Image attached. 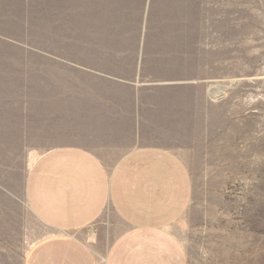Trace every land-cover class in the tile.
Segmentation results:
<instances>
[{
  "label": "rangeland",
  "instance_id": "rangeland-1",
  "mask_svg": "<svg viewBox=\"0 0 264 264\" xmlns=\"http://www.w3.org/2000/svg\"><path fill=\"white\" fill-rule=\"evenodd\" d=\"M61 147L174 152L189 264H264V0H0V264L50 234L26 183ZM119 229L79 233L104 255Z\"/></svg>",
  "mask_w": 264,
  "mask_h": 264
},
{
  "label": "crops",
  "instance_id": "crops-1",
  "mask_svg": "<svg viewBox=\"0 0 264 264\" xmlns=\"http://www.w3.org/2000/svg\"><path fill=\"white\" fill-rule=\"evenodd\" d=\"M26 196L50 234L24 264H189L172 227L191 205L193 180L168 149L137 148L108 167L85 148H56L33 166ZM111 215L120 229L102 255L79 232Z\"/></svg>",
  "mask_w": 264,
  "mask_h": 264
}]
</instances>
